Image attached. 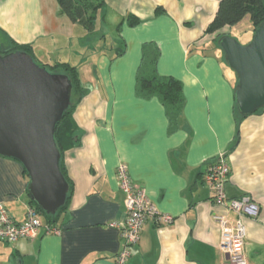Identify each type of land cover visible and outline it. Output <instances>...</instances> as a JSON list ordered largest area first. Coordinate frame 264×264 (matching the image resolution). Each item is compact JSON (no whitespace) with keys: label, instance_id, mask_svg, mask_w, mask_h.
Returning <instances> with one entry per match:
<instances>
[{"label":"crops","instance_id":"0c3cea01","mask_svg":"<svg viewBox=\"0 0 264 264\" xmlns=\"http://www.w3.org/2000/svg\"><path fill=\"white\" fill-rule=\"evenodd\" d=\"M218 7L219 0H105L99 33L82 41L86 29L57 0H0V47L32 44L43 63L69 62L84 89L74 109L79 142L64 156L74 191L57 223L61 233L42 227L34 239L0 241V264H119L123 240L111 224L127 219L121 162L174 217L148 219L124 264H232L214 214L236 215L214 201L204 179L221 155L230 166L229 198L247 195L259 206L245 219V255L247 264H264V110L242 117L237 109V77L218 33L206 32ZM130 15L139 22L131 25ZM148 44L160 51L158 72L183 83L174 124L158 97L136 93ZM28 186L22 163L0 155V203L19 222L30 206Z\"/></svg>","mask_w":264,"mask_h":264},{"label":"water","instance_id":"95a60500","mask_svg":"<svg viewBox=\"0 0 264 264\" xmlns=\"http://www.w3.org/2000/svg\"><path fill=\"white\" fill-rule=\"evenodd\" d=\"M219 45L237 77L236 106L242 117L264 108V21L246 45L224 34ZM72 83L26 52L0 55V155L18 160L28 192L46 214L66 202L69 183L61 170L55 131L71 101Z\"/></svg>","mask_w":264,"mask_h":264},{"label":"trees","instance_id":"16d2710c","mask_svg":"<svg viewBox=\"0 0 264 264\" xmlns=\"http://www.w3.org/2000/svg\"><path fill=\"white\" fill-rule=\"evenodd\" d=\"M60 10L73 22L80 23L86 29L88 39L99 33L97 23L101 18V12L105 6V0H57ZM250 15L255 32L257 26L264 21V0H219V7L214 19L210 22L206 32L218 33L217 40L224 34L221 30L224 27H231L240 22L245 16ZM139 18L134 15L129 16L131 25L137 24ZM14 50H20L31 54L38 63L34 55L32 44H20L12 41L8 49L0 47V55H5ZM160 51L153 44L145 46L144 57L137 73L136 93L143 98L158 97L170 118L172 124L177 122L184 103V88L181 80L174 76L162 75L158 72L157 63ZM46 66L51 72H62L69 76L72 83L71 101L62 120L58 123L55 131V139L61 153V170L69 183V191L65 204L55 213L46 214L30 196V205L37 208L41 217L44 216V225L58 226L61 215L67 211L74 191V184L67 172L64 160L65 152L79 142L78 125L74 119V109L80 98L83 96L81 78L77 66L69 62H54L40 64ZM257 110L255 113L262 111ZM25 173L27 174L26 170Z\"/></svg>","mask_w":264,"mask_h":264},{"label":"built area","instance_id":"2783aa9c","mask_svg":"<svg viewBox=\"0 0 264 264\" xmlns=\"http://www.w3.org/2000/svg\"><path fill=\"white\" fill-rule=\"evenodd\" d=\"M229 172L230 166L221 155L208 165L204 179L212 189L214 201L225 205L236 215L235 219L231 220L228 214H214V219L221 230V250L232 264H247L245 219L257 216L259 206L247 195L229 198L226 191ZM117 177L121 189L126 194L127 219L124 222H113L111 225L120 230L123 245L117 256V261L119 264H124L132 255V248L139 243L141 230L148 219L153 218L160 222L171 223L174 217L169 213L161 212L150 201L146 189L133 183L126 163H119ZM42 227L48 234L61 233L59 226L44 225L41 214L33 205L28 207L25 219L19 222L0 203V241L13 242L19 238L34 239Z\"/></svg>","mask_w":264,"mask_h":264},{"label":"rangeland","instance_id":"374dc122","mask_svg":"<svg viewBox=\"0 0 264 264\" xmlns=\"http://www.w3.org/2000/svg\"><path fill=\"white\" fill-rule=\"evenodd\" d=\"M253 28H254V26H253L252 21L250 19V15H247L237 24H234L233 26L228 27L226 29V31H228L227 35H230V36L236 38L241 44L246 45L253 39V35L255 33ZM222 33H225V32L222 31ZM1 41H2V36H0V42ZM224 56H225V54H224ZM37 61L39 64H43V62H41L39 60H37ZM226 63H227V61H226ZM227 65H228V63H227ZM231 70L234 72V70L232 68H231ZM234 74H235V72H234ZM235 76H236V74H235ZM42 218H44V216Z\"/></svg>","mask_w":264,"mask_h":264}]
</instances>
